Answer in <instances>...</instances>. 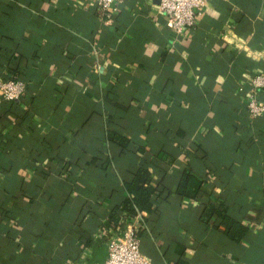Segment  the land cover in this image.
Masks as SVG:
<instances>
[{"label": "crops", "instance_id": "1", "mask_svg": "<svg viewBox=\"0 0 264 264\" xmlns=\"http://www.w3.org/2000/svg\"><path fill=\"white\" fill-rule=\"evenodd\" d=\"M159 4L0 0V78L28 85L0 100V264L104 263L141 162L158 188L140 230L153 264H264V133L245 100L264 0H212L183 35ZM189 166L198 200L177 195ZM222 202L249 229L238 243L201 220Z\"/></svg>", "mask_w": 264, "mask_h": 264}, {"label": "built area", "instance_id": "2", "mask_svg": "<svg viewBox=\"0 0 264 264\" xmlns=\"http://www.w3.org/2000/svg\"><path fill=\"white\" fill-rule=\"evenodd\" d=\"M102 12H107L116 2L124 0H93ZM212 0H160V10L168 17L169 25L177 35L194 29L200 20L203 9ZM28 85L22 80L0 78V100L15 102L26 92ZM264 90V73L251 78L247 87L246 109L253 119L264 118V101L260 93ZM144 214L130 216L126 227L110 239L109 255L104 263L98 264H153L143 253L139 232Z\"/></svg>", "mask_w": 264, "mask_h": 264}, {"label": "trees", "instance_id": "3", "mask_svg": "<svg viewBox=\"0 0 264 264\" xmlns=\"http://www.w3.org/2000/svg\"><path fill=\"white\" fill-rule=\"evenodd\" d=\"M3 79L22 80L15 76H4ZM246 112H248L247 109ZM4 116L6 115L4 114L3 117ZM259 121L260 129L264 133V118H261ZM108 138L112 143L123 149H127L131 144L129 138L120 134L116 130L109 131ZM152 181L153 174L150 171L148 164L141 162L135 170L131 180L126 183L128 197L124 201L122 209L129 216H136L139 213L149 214L155 210L156 203L154 202V196L158 192V188L153 186ZM205 183L206 181L199 177L189 166L183 171L178 181L177 195L182 199L198 200L204 193ZM214 218H217V220H214ZM201 220L205 223L213 221L216 228L223 226L226 236L236 243L244 239L249 232L248 227L229 213L228 205L224 202L219 205L212 203L205 205L201 214ZM175 264L191 263L180 259Z\"/></svg>", "mask_w": 264, "mask_h": 264}, {"label": "water", "instance_id": "4", "mask_svg": "<svg viewBox=\"0 0 264 264\" xmlns=\"http://www.w3.org/2000/svg\"><path fill=\"white\" fill-rule=\"evenodd\" d=\"M160 0H155V2H159Z\"/></svg>", "mask_w": 264, "mask_h": 264}]
</instances>
